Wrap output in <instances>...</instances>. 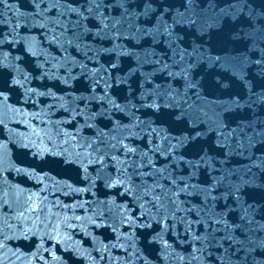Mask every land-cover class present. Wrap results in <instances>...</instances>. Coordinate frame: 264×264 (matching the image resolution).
<instances>
[{
  "label": "water",
  "instance_id": "95a60500",
  "mask_svg": "<svg viewBox=\"0 0 264 264\" xmlns=\"http://www.w3.org/2000/svg\"><path fill=\"white\" fill-rule=\"evenodd\" d=\"M168 2L183 11L180 0ZM78 3L87 14L85 0ZM234 3L236 7H230ZM8 5L0 4L2 264H201L192 259L193 249L202 243L194 237H203L206 229L198 220L211 219L222 210L230 228L233 222L241 223L240 216L248 210L253 222L249 225L245 219V227L232 233L237 240L246 235L258 242L264 237V231H257L264 225L262 174L251 167L255 160L264 159V137L259 135L264 129V103L255 102L264 96L260 71L264 65L254 63L264 55V45L259 38L253 41L245 36V31H252L247 25L244 31L237 26L241 38L233 39V21L222 12L235 13L243 7L245 13L259 14L264 0L243 4L200 0L198 25L175 29L171 46L166 39L141 34L139 29L151 27L143 19L133 18L124 25L123 35L117 36L92 27L95 21L49 11L50 0L40 8L33 7L32 0H8ZM77 19L82 21L79 29ZM176 52L185 55L182 67L188 68L192 87L167 71H154L179 60ZM110 61L118 67L112 68ZM13 77L18 81L15 85ZM105 92L126 105V111L109 110L107 104L101 109L99 99ZM153 101L158 107L146 106ZM77 109L87 113L92 129L85 127V116ZM181 111L191 119L177 126L173 114ZM193 127L202 133L194 143L215 158L213 168L222 169L233 183L255 174L254 186L242 187L241 203L235 208L225 186L216 193L222 197L219 202L206 210L200 206L203 196L189 197L182 211L158 224L154 217L142 214V202L131 193L122 195L123 187L105 183L108 176L115 179L117 162L125 159L123 151L117 155L112 150L102 157L103 166L99 160L90 162L86 154L77 155L84 139L100 133L112 143L119 140L118 147L135 149L129 159L143 157L145 165L151 162L149 171L158 173L168 166L162 149L175 143L173 137H187ZM218 142L228 147L220 148ZM181 154L191 157L192 144L186 141L176 152ZM207 179L201 166L193 183ZM29 196L31 204L26 203ZM189 223L190 234H186Z\"/></svg>",
  "mask_w": 264,
  "mask_h": 264
},
{
  "label": "snow or ice",
  "instance_id": "6c2138e0",
  "mask_svg": "<svg viewBox=\"0 0 264 264\" xmlns=\"http://www.w3.org/2000/svg\"><path fill=\"white\" fill-rule=\"evenodd\" d=\"M43 2L44 0H32V5L35 8H40ZM50 3L51 8L49 11L57 9L59 16L67 13L78 18L83 17L84 20L95 21L91 25L92 27L100 28V31L107 29L114 32L117 36L123 35L124 25L133 18L137 20L143 19L151 27L147 29L141 28L139 32L141 34L146 32L153 40H157V37L160 38V41L166 39L169 46L173 44L172 38L176 36L175 29L184 26H197L199 23L197 9L200 0H180V7L183 8V11L173 9L168 0H85L87 14L82 11L84 5L79 4L78 0H50ZM236 3L243 4L244 0H236ZM0 4L9 7L8 0H0ZM230 7L235 8L236 4L234 3ZM222 12L233 21V39L241 38L239 32L236 31V27L240 26L241 30L244 31L243 26L247 25L252 31H245V36L253 41L259 38L260 43L264 45V9H261L259 14H254L253 11L245 13L243 7L235 13L228 10H222ZM257 24H259V28L256 27ZM76 25L77 29H79L82 26V21L77 19ZM105 34L107 35V33ZM261 51L264 52V47L261 48ZM127 55L131 57L133 53L129 52ZM176 55H179V60H174L171 65L163 64L161 68L154 69V71H167L168 75L174 79L177 77L182 79L185 87H192L193 85L188 75H186L188 68L182 67L185 55H181L179 52H176ZM188 58L191 61V54H188ZM254 63L264 65V55ZM111 66L112 68L118 67L116 63H111ZM191 66L189 62V67ZM173 67H179L180 71H171L170 69ZM260 71L264 72V67H261ZM12 83L13 85L18 83L15 77H13ZM106 87L111 86L106 83ZM0 96H3L2 89H0ZM4 99L6 100L7 97L5 96ZM255 102L264 103V96H259ZM105 104L109 105V110H118L120 112H125L127 107L126 105L118 104L107 92L99 99L101 109L104 108ZM146 106L158 107L155 101H153V104ZM77 112L79 115L85 116V127L92 129L93 124L88 122L87 113H81L79 109H77ZM98 115L102 116L103 112ZM173 116L172 123L177 126L180 124L187 125L191 119L183 111L173 114ZM191 123L195 126L196 121L193 119ZM80 131V129L76 130L75 135L77 137H79ZM201 135L202 133L193 127V131H190L187 137H173L175 143L170 142L166 149H162L166 153L165 162L168 166L158 173L149 171L151 162L145 165L143 157L139 161L135 158L129 159L130 153L134 156L135 149L129 148L127 145L118 147L120 144L119 140L116 143H112L111 140L104 139L100 133H97L94 139H84V142L80 144L82 151L77 153V155L86 154L90 158V162L99 160L101 166H103L102 157H107L112 150H115L117 155L123 151L125 159L117 162L118 168L115 179L108 176L105 183L108 187H116L117 185L123 187L124 192L122 195L131 193L133 199L137 200L138 203L142 202L140 203V208L143 215H148L149 218L154 217L158 224L161 221L167 223L169 217H174L183 210L182 203L186 207L187 198L189 197L203 196L200 206L206 210L211 203L219 202L222 197L216 193L227 186L228 197H234L233 208H235L241 203L242 187L254 186L255 174H253L251 179H243L238 183H233L232 179L222 169L213 168L215 158L209 157L208 153L204 152L202 145L194 143V141L199 140ZM256 135L254 132L248 138L250 144L255 140ZM259 135L264 137V129ZM163 139L166 140L167 137ZM186 141L192 144L193 155L189 158H184L183 154L177 156V150L184 148ZM218 147L226 148L228 145L218 142ZM93 153H95L94 160L91 159ZM113 159H115V156H113ZM201 166L208 173V179L203 182L196 181L193 183V178L201 171ZM251 167L260 170L262 174L261 186H264V159L255 160ZM208 169H212V171L209 172ZM18 171L21 170L18 169ZM149 177H151L150 180ZM125 185L128 186L125 187ZM26 203H32L31 196L27 198ZM251 207L252 205H249V208ZM225 208H228V206L225 205ZM232 210L231 208L228 209L229 213ZM188 212L191 214V209H188ZM245 219H247L249 225L252 224L253 221L247 209L240 216L241 223L236 224L233 222L231 228L223 210L219 214H213L211 219L198 220V223L206 225V229L203 237H194L197 240H201L202 243L201 247L193 249L192 259L201 262V264H264V237H261L256 242L249 239L246 235L244 240H237L232 235L233 232L240 231L245 227L243 223ZM221 224L224 225L223 229L218 227ZM145 226L151 227L149 224ZM190 228L191 223L185 229L186 234H190ZM249 230L251 231V229ZM221 231L224 232V235L217 237L216 233ZM257 231H264V225ZM0 246H2V242H0ZM205 252L207 255L204 254ZM0 264H2V261H0Z\"/></svg>",
  "mask_w": 264,
  "mask_h": 264
}]
</instances>
